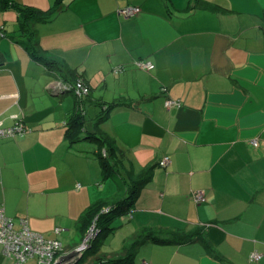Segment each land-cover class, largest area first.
<instances>
[{"label": "crops", "instance_id": "crops-1", "mask_svg": "<svg viewBox=\"0 0 264 264\" xmlns=\"http://www.w3.org/2000/svg\"><path fill=\"white\" fill-rule=\"evenodd\" d=\"M8 1L0 0V126L22 121L26 133L0 139V208L16 227L27 219L73 250L90 210L125 198L126 178L150 171L123 213L129 221L115 227L117 215L82 264L130 255L125 264H264V0ZM12 3L51 10L35 27L37 47L68 76L32 56ZM127 7L141 11L123 18ZM78 79L89 88L86 119L89 108L93 118L108 113L77 139L69 119L79 98L61 88ZM100 135L124 159L108 178L95 160L105 147L89 138ZM195 231L201 240L174 239ZM116 232L123 243L102 249ZM149 232L166 242L135 245ZM0 264H10L1 245Z\"/></svg>", "mask_w": 264, "mask_h": 264}, {"label": "trees", "instance_id": "trees-1", "mask_svg": "<svg viewBox=\"0 0 264 264\" xmlns=\"http://www.w3.org/2000/svg\"><path fill=\"white\" fill-rule=\"evenodd\" d=\"M2 3H3L4 8L10 5L8 0H2ZM11 6L18 12L20 31L22 33L23 38L25 39V45L28 47L32 56L36 60L52 68L53 67L56 68L59 72H61L62 78H65V76H68V73L70 74V70H67L62 64H58L57 61H53V60L46 58L44 55H42V51L37 47L38 46V34H37L35 27L38 23L48 22L51 20V16H50L51 10L44 11V10H41L35 7L15 4V3H12ZM67 83L74 84L75 81L67 82ZM85 99L86 98L78 99V103H79L78 110L69 119L70 120L69 132L72 137L73 136L74 138L77 137V139H78V135L80 131H82V128L87 121L85 113H84L85 111L80 106V104H82ZM117 105L119 104L118 103L112 104L111 106H109L108 110H110L113 107H116ZM107 113L108 112L106 111L100 115L101 121L106 120ZM89 138L100 142L102 147L103 146L105 147L104 150H106L107 155L104 156L103 154L101 155L99 154V158H101L102 160L101 165H102V171H103L104 177L108 178V177L114 176L117 172V168H119L118 161L116 160L113 162L114 158L111 157V152H114V150H116L114 143L110 142L108 137H105V135H102V137L90 136ZM150 176H151V173L150 171H148L145 173V175L143 176L141 180H139L138 182H133V184L129 186L128 188L129 193H128V196H126L125 198L117 202H114V203L108 202L106 204H103V205L101 204L96 207H93V209L90 210V212L88 213L90 217V220H89L90 225H89V228H87L86 234L95 220L97 223V227L100 230V233H99L100 235L105 229L106 230L109 229L111 221H113V219H115L117 215L123 214L124 212L128 211L130 207H132L133 200L136 198V194L138 193L139 187L143 183L148 181ZM108 208H109V212H103L105 209H108ZM200 233L201 232L199 231H195L193 233H184V232L174 233V239L178 240L179 243H190V242H194L195 240H201ZM177 236L178 238H176ZM97 240L98 238L95 241ZM145 241H152L156 243L166 242V240H161L160 238L156 237L153 232H149L148 234L141 236L135 245H139L140 243H143ZM168 242L169 241H167V243ZM93 246L94 245L92 243L91 248ZM89 250L83 255L82 258H80L74 264H82L86 259L85 255L88 252H90ZM132 256L130 255L129 257L125 256V257H121L118 259L108 260V264H125L132 258Z\"/></svg>", "mask_w": 264, "mask_h": 264}, {"label": "built area", "instance_id": "built-area-1", "mask_svg": "<svg viewBox=\"0 0 264 264\" xmlns=\"http://www.w3.org/2000/svg\"><path fill=\"white\" fill-rule=\"evenodd\" d=\"M140 8L127 7L120 12L121 16L130 18L140 13ZM141 69L150 70L153 68L151 62H138ZM62 91L72 92L78 98H83L89 94V88L82 79H78L74 84H64ZM178 102L168 100L166 107L172 108L178 106ZM26 129L22 121H18L13 127L3 128L0 126V139L6 137L24 136ZM257 145L256 141L253 142ZM170 163L166 158L161 162L163 167ZM194 199L197 203L205 202V194L202 191L195 192ZM103 212H109V208ZM18 227L11 218L5 215L4 209L0 208V245L3 247L4 256L10 260V264H56L60 257L67 256L73 251L82 254L80 258L91 248L92 243L98 238L100 230L97 227L96 220L88 230L82 243L73 250H66L63 244L56 239H48L43 235L34 232L27 219H20ZM61 229L55 230L56 234L61 233ZM79 258V259H80ZM262 258L261 254L253 253L251 260L258 261ZM143 264H151L144 262Z\"/></svg>", "mask_w": 264, "mask_h": 264}, {"label": "rangeland", "instance_id": "rangeland-1", "mask_svg": "<svg viewBox=\"0 0 264 264\" xmlns=\"http://www.w3.org/2000/svg\"><path fill=\"white\" fill-rule=\"evenodd\" d=\"M121 17H123V16H121ZM124 18V17H123ZM4 32V31H3ZM90 109V112H89V115H88V120L86 121V123H85V127H86V125H88V128H90L91 126L93 127V130H95L96 129V127L95 126H97V122H99V124H98V126L99 125H101V123H102V121H101V117H99V118H93L92 116H94L93 115V113H94V108H89ZM93 119V120H92ZM85 127H84V130H83V132L85 131ZM99 137H101V135L99 136ZM93 144H95V142H93ZM78 145H79V143H78ZM92 154V153H91ZM94 159H95V157H93ZM98 158H96L95 160L96 161H101V163H102V160H101V158H99L100 160H97ZM118 159V161H119V164H118V167H120L121 169H124L125 168V166H124V164H123V162H124V159L123 158H117ZM114 161H116V159H114L113 160V162ZM109 162H110V160H109ZM104 177V176H103ZM109 182H113V181H110V180H108ZM103 184H104V182H103ZM102 184V185H103ZM124 184L126 185V187L128 186V185H131V184H133V181H131V180H129V179H127L126 178V180H125V182H124ZM114 191H116V190H114ZM125 192H126V189H125ZM129 218H130V216H129V214H122V215H120V216H118L116 219H115V223L117 224V225H114L115 227L117 226L118 227V225H119V223H121V221H124V220H126V221H129ZM121 226V225H120ZM105 232H108L106 229L104 230ZM118 232H119V230H118ZM118 232H116V234H111L110 235V237H109V240H107L106 241V244L105 245H103L102 247V249H106V248H108V244H110V245H112L113 247L116 245V243H118V246L119 245H121L123 242L122 241H124L123 240V237H119V236H116L117 234H118ZM122 232H123V234H126L127 233V229H123L122 230ZM100 235V234H99ZM102 236V235H101ZM100 236V237H101ZM99 237V236H98ZM104 239L105 238H103V236L100 238V241H94L93 242V244H96V246H95V249L92 247L89 251L91 252H89L90 253V255L92 256V255H94L96 252H97V250L99 249V246L101 247V245H100V243H103V241H104ZM117 246V247H118ZM121 247V246H120ZM30 264H33V262H31Z\"/></svg>", "mask_w": 264, "mask_h": 264}, {"label": "water", "instance_id": "water-1", "mask_svg": "<svg viewBox=\"0 0 264 264\" xmlns=\"http://www.w3.org/2000/svg\"><path fill=\"white\" fill-rule=\"evenodd\" d=\"M81 255L82 254L80 253V251L79 252L73 251L67 256L60 257L56 264H74L79 260Z\"/></svg>", "mask_w": 264, "mask_h": 264}]
</instances>
